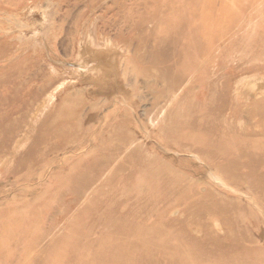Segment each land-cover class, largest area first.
<instances>
[{"label": "rangeland", "instance_id": "374dc122", "mask_svg": "<svg viewBox=\"0 0 264 264\" xmlns=\"http://www.w3.org/2000/svg\"><path fill=\"white\" fill-rule=\"evenodd\" d=\"M244 78L264 0H0V264H264Z\"/></svg>", "mask_w": 264, "mask_h": 264}, {"label": "bare ground", "instance_id": "6f19581e", "mask_svg": "<svg viewBox=\"0 0 264 264\" xmlns=\"http://www.w3.org/2000/svg\"><path fill=\"white\" fill-rule=\"evenodd\" d=\"M111 43V42H110ZM132 51V50H131ZM138 56V55H137ZM107 59V58H106ZM104 61V60H103ZM102 61V63H103ZM110 65V64H109ZM123 67V66H121ZM128 70V69H127ZM123 72V71H122ZM126 72V71H125ZM128 72V71H127ZM124 74V73H123ZM125 76V75H124ZM127 77V75L125 76ZM250 79L248 78H244L241 81L238 82L237 84V89H236V94H237V98H239L242 101H245L246 103H256V104H260V103H264V82L261 80H257L254 82L249 81ZM126 88V87H125ZM239 157V155H238ZM209 219V218H208ZM189 225V224H188ZM213 225V224H212ZM214 228H216V230H218L217 232L220 233L219 231H221L222 229V225H219L218 221H215L214 224ZM197 227V226H196ZM194 229V228H193ZM196 235H200L201 234V230L198 228L194 229L193 234ZM223 232H221L222 234ZM231 234V233H229ZM214 235V234H213ZM213 235H208L206 238L207 240L210 239L212 242L218 240L217 236H213ZM201 236V235H200ZM189 251V250H188ZM189 254V252H187V255ZM194 254V253H193ZM195 256V255H194ZM199 256V255H198ZM190 257V256H189ZM201 257V256H200ZM199 257V258H200ZM197 259V258H196ZM191 260V259H190ZM190 260H188L190 262ZM202 260V259H201ZM232 260H238L236 258L232 259ZM197 262V260H195ZM203 261V260H202ZM233 262V261H232ZM200 264L202 262H199ZM231 263V262H230ZM205 264V262H204ZM244 264V263H243Z\"/></svg>", "mask_w": 264, "mask_h": 264}]
</instances>
